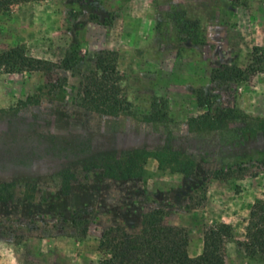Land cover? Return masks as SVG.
<instances>
[{"label": "rangeland", "instance_id": "374dc122", "mask_svg": "<svg viewBox=\"0 0 264 264\" xmlns=\"http://www.w3.org/2000/svg\"><path fill=\"white\" fill-rule=\"evenodd\" d=\"M18 45L76 70L0 73V264H98L101 236L115 227L136 241L132 264H142V223L154 210L188 231L191 257L209 235L217 264H264L238 244L264 200V71L213 82L223 66L259 58L264 68V0L23 2L0 12V53ZM103 50L119 55L130 114L80 106L83 76ZM200 89L212 99L209 123L218 107L234 116L193 122L208 112ZM143 152L179 164L146 156L140 177L105 176ZM220 224L232 226V240Z\"/></svg>", "mask_w": 264, "mask_h": 264}, {"label": "trees", "instance_id": "16d2710c", "mask_svg": "<svg viewBox=\"0 0 264 264\" xmlns=\"http://www.w3.org/2000/svg\"><path fill=\"white\" fill-rule=\"evenodd\" d=\"M30 1L42 0H0V12L9 11L11 6ZM258 62V63H257ZM261 60L254 59L252 65L246 69L239 67L223 66L214 71L213 82H241L261 67ZM76 63L66 59L57 64L28 55L26 49L15 46L0 53V73H44L53 77L58 71H75ZM61 79H57L59 81ZM56 81V82H57ZM125 75L119 69V55L116 51L103 50L96 56L95 68L83 76L79 90L80 106L94 111L106 117H117L122 114H130L131 103L125 94ZM56 88V83L53 84ZM203 89L197 92L196 98L200 106L208 105V112L193 122L201 120V124H208L212 115L209 107L211 98L203 96ZM214 123L209 126L216 127L217 122L224 118H232L234 111L226 108L216 109ZM66 148H64L65 150ZM146 156H154L158 159L161 168L179 164V158L162 152L140 153L137 157L128 158L121 168H107L105 176L115 180H127L140 177L143 172L140 159ZM64 180L63 193L68 194L70 181ZM67 173V172H66ZM144 254L142 264H217L218 257L214 255L213 244L209 235L204 241L203 253L197 257H191L188 251L189 233L183 227L168 226L164 224L163 211L154 210L147 213L143 219ZM88 229L84 230L86 234ZM219 233L227 239H233V228L227 224L218 226ZM250 258H259L264 261V200L257 201L252 207L249 223L244 239L238 243ZM138 244L123 227L110 228L103 232L100 248L104 257L98 264H132L138 251Z\"/></svg>", "mask_w": 264, "mask_h": 264}]
</instances>
